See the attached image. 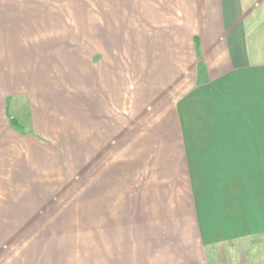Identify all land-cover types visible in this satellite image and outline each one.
<instances>
[{"label": "crops", "instance_id": "crops-1", "mask_svg": "<svg viewBox=\"0 0 264 264\" xmlns=\"http://www.w3.org/2000/svg\"><path fill=\"white\" fill-rule=\"evenodd\" d=\"M79 32L159 34L151 48L170 68L158 79L192 81L179 135L145 138L144 183L21 182L19 50L52 46L21 34ZM256 237L264 0H0V264H207Z\"/></svg>", "mask_w": 264, "mask_h": 264}, {"label": "rangeland", "instance_id": "rangeland-1", "mask_svg": "<svg viewBox=\"0 0 264 264\" xmlns=\"http://www.w3.org/2000/svg\"><path fill=\"white\" fill-rule=\"evenodd\" d=\"M34 36L52 46L19 50L21 182L144 183L135 170L145 138L179 135L174 111L193 90L188 79H158L170 68L151 48L159 34H21ZM257 257L264 258V237L218 245L206 263Z\"/></svg>", "mask_w": 264, "mask_h": 264}, {"label": "trees", "instance_id": "trees-1", "mask_svg": "<svg viewBox=\"0 0 264 264\" xmlns=\"http://www.w3.org/2000/svg\"><path fill=\"white\" fill-rule=\"evenodd\" d=\"M11 123H12L14 126H17L16 121H14V120L12 121V120H11Z\"/></svg>", "mask_w": 264, "mask_h": 264}]
</instances>
